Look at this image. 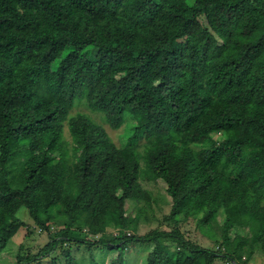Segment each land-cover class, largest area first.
Instances as JSON below:
<instances>
[{"label":"trees","instance_id":"1","mask_svg":"<svg viewBox=\"0 0 264 264\" xmlns=\"http://www.w3.org/2000/svg\"><path fill=\"white\" fill-rule=\"evenodd\" d=\"M79 103L114 129L136 122L139 140L120 144L72 114ZM143 176L166 184L172 228L137 232ZM22 207L62 227L17 264H60L73 242L90 264H133L131 242L143 264H251L264 250V0H0V256ZM191 214L223 249L186 234Z\"/></svg>","mask_w":264,"mask_h":264},{"label":"rangeland","instance_id":"2","mask_svg":"<svg viewBox=\"0 0 264 264\" xmlns=\"http://www.w3.org/2000/svg\"><path fill=\"white\" fill-rule=\"evenodd\" d=\"M85 113L89 114L97 123L104 126L110 135L115 138L120 144H127L129 141L137 142L139 138L134 136L136 122H128L123 128L114 129L110 123L107 121L104 113L92 111L88 105L84 103H79L76 105L72 114ZM65 136L71 141V133L68 124L65 125ZM145 143L140 141L138 147L143 151ZM145 165L143 161V166ZM142 185L151 193V203L142 202L146 207V210L142 212L137 225V232L143 234L154 228H166L170 229L174 226V223L168 219L169 214L172 209V202L166 191V184L164 181H153L146 178L145 176L141 179ZM141 204V205H142ZM137 203L133 200H127L126 202V214L136 213ZM18 215L25 221V225L22 226L18 233L11 239L8 247L1 253L2 264H17V255L22 252L23 254H36L38 253L46 243L52 240L55 232L59 230L62 226L54 224L51 227V231H44L35 223L34 219L30 217L26 207H22ZM201 214H191L189 217H183L181 219L182 228L185 230L186 234L192 237V239L197 242L215 247L218 245L223 249L221 241H216L212 236L205 232V230L200 225L199 217ZM223 222L224 215H219L214 220L213 233L216 237L221 239V234L223 232ZM238 231L243 233H248L247 228H238ZM109 231L115 232L117 230L115 225H111L108 228ZM235 231V230H234ZM234 232H232L233 234ZM131 248L127 251V256L133 264H143V254L146 252V247L142 246L140 243L131 242ZM71 246L73 254L78 258L80 264H90L89 250L85 245L79 246L77 243L64 244L63 246H58L57 250L53 252L54 256H58V261L60 264H65L66 258L64 255L67 247ZM98 258H100V253H98ZM246 256V254H245ZM249 263L251 264H264V250L257 248L254 254L249 258ZM50 264V263H48ZM217 264H233L225 258H219Z\"/></svg>","mask_w":264,"mask_h":264}]
</instances>
